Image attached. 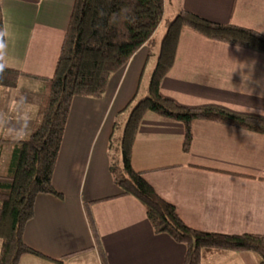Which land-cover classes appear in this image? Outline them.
Masks as SVG:
<instances>
[{
    "label": "crops",
    "instance_id": "crops-1",
    "mask_svg": "<svg viewBox=\"0 0 264 264\" xmlns=\"http://www.w3.org/2000/svg\"><path fill=\"white\" fill-rule=\"evenodd\" d=\"M73 2L0 0L3 27L10 32L7 67L37 76L22 75L16 86L0 89V139L29 137ZM181 9L264 34V0H164V23ZM165 30L166 24L163 34ZM156 32L152 42L110 77L102 98L75 96L71 102L53 171V186L63 198L38 194L23 234L28 246L48 257L66 256L64 264H101L87 206L107 264L183 262L185 246L166 233L154 232L144 205L132 196L120 195L109 171L108 146L115 116L131 100L147 95L160 52ZM160 91L181 105L212 104L261 115L264 53L210 41L183 29ZM191 130V144L185 150L184 124L147 112L130 152L133 169L142 171L186 225L264 236V134L207 120H194ZM5 147L11 150L10 144L3 143L1 151ZM19 264L57 263L23 255ZM202 264H259V256L252 251L226 252L205 255Z\"/></svg>",
    "mask_w": 264,
    "mask_h": 264
},
{
    "label": "trees",
    "instance_id": "trees-1",
    "mask_svg": "<svg viewBox=\"0 0 264 264\" xmlns=\"http://www.w3.org/2000/svg\"><path fill=\"white\" fill-rule=\"evenodd\" d=\"M163 20L164 0H74L53 74L45 79V89L29 137L15 141L0 139V154L3 143L11 145L8 168L0 171V264H19L23 255L64 264L66 256H46L28 246L23 234L27 222L33 217L38 194L63 198V194L53 186V171L71 102L75 96L102 98L110 77L125 66L144 44L153 41ZM165 24L147 95L136 99L138 101L131 100L126 110L115 116L108 146L112 180L120 195L132 196L144 205L154 232L166 233L185 246L182 264H202L205 255L240 251L256 253L259 264H264L262 234L210 232L186 225L175 206L161 197L143 177L142 171L133 169L130 161L137 128L147 112L181 121L185 126V150L191 144V123L194 120H207L264 134L263 115L234 112L212 104L181 105L160 91L161 80L173 66L183 29H190L210 41L259 53H264V34L234 24L215 22L187 9H181ZM0 27H3L1 8ZM22 75L37 77L6 67L0 73V89L16 86ZM126 111L129 115L117 147L114 132L122 124H118L117 118L122 116L123 119ZM112 148L116 151L113 155ZM85 210L101 264H107L90 210L87 206Z\"/></svg>",
    "mask_w": 264,
    "mask_h": 264
},
{
    "label": "rangeland",
    "instance_id": "rangeland-1",
    "mask_svg": "<svg viewBox=\"0 0 264 264\" xmlns=\"http://www.w3.org/2000/svg\"><path fill=\"white\" fill-rule=\"evenodd\" d=\"M165 20H163L162 22V26L160 27V29L158 30V32H156L157 34L155 35V38L158 40V43H161L160 41L162 40L163 38V27L165 25L164 23ZM141 95H139L137 98L138 100L141 98L140 97ZM136 100V101H138ZM135 101V102H136ZM128 113L121 125V128L119 129L118 126L117 128L115 129V132H114V142H115V145L118 147V145L120 144V135H122L121 133H123V130H124V126H125V123L127 121V118H128ZM118 124L122 122V116H119L118 118ZM116 119V120H117ZM116 151L114 150V148L111 149V154L113 155V153H115ZM9 157H10V148L8 147H5L3 148V150L1 151V154H0V171H6L7 168H8V162H9Z\"/></svg>",
    "mask_w": 264,
    "mask_h": 264
},
{
    "label": "clouds",
    "instance_id": "clouds-1",
    "mask_svg": "<svg viewBox=\"0 0 264 264\" xmlns=\"http://www.w3.org/2000/svg\"><path fill=\"white\" fill-rule=\"evenodd\" d=\"M10 38V32L6 27H0V73H3L4 69L8 66L6 60L7 53V41ZM264 115V112H261ZM19 138H22L19 137Z\"/></svg>",
    "mask_w": 264,
    "mask_h": 264
}]
</instances>
